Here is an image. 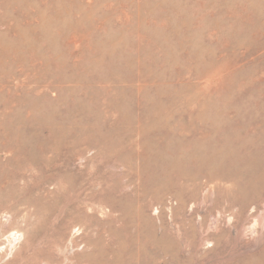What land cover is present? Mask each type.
<instances>
[{"label":"rangeland","instance_id":"obj_1","mask_svg":"<svg viewBox=\"0 0 264 264\" xmlns=\"http://www.w3.org/2000/svg\"><path fill=\"white\" fill-rule=\"evenodd\" d=\"M0 264H264V0H0Z\"/></svg>","mask_w":264,"mask_h":264},{"label":"bare ground","instance_id":"obj_2","mask_svg":"<svg viewBox=\"0 0 264 264\" xmlns=\"http://www.w3.org/2000/svg\"><path fill=\"white\" fill-rule=\"evenodd\" d=\"M235 203H236V202H235ZM235 203H234V204H235ZM234 204H233V205H234Z\"/></svg>","mask_w":264,"mask_h":264}]
</instances>
